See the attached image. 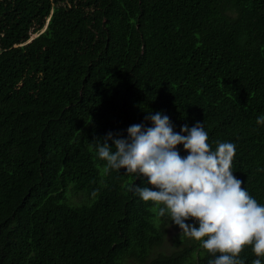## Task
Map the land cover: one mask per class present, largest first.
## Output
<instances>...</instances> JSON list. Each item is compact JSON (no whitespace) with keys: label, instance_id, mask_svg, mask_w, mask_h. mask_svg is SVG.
I'll use <instances>...</instances> for the list:
<instances>
[{"label":"trees","instance_id":"obj_1","mask_svg":"<svg viewBox=\"0 0 264 264\" xmlns=\"http://www.w3.org/2000/svg\"><path fill=\"white\" fill-rule=\"evenodd\" d=\"M149 110L234 141L264 204V0H0V264L214 258L182 231L162 252L171 217L132 188L147 181L96 154Z\"/></svg>","mask_w":264,"mask_h":264},{"label":"clouds","instance_id":"obj_2","mask_svg":"<svg viewBox=\"0 0 264 264\" xmlns=\"http://www.w3.org/2000/svg\"><path fill=\"white\" fill-rule=\"evenodd\" d=\"M145 120L150 123L130 124L126 134L109 131L93 140L105 168L147 181L133 184L134 193L212 253L208 264H246L240 255L246 246L255 254L251 264H264V204L234 174L236 143L217 141L213 148L204 121L177 131L163 111L149 110ZM256 122L264 125V114Z\"/></svg>","mask_w":264,"mask_h":264},{"label":"rangeland","instance_id":"obj_3","mask_svg":"<svg viewBox=\"0 0 264 264\" xmlns=\"http://www.w3.org/2000/svg\"><path fill=\"white\" fill-rule=\"evenodd\" d=\"M73 201H77V198L72 197ZM166 220H168V216L166 215ZM180 232L178 226L173 225L171 223V219H170V223L168 222V227H167V233L166 236L164 238V242L162 247L160 248V250L162 252H166L169 253L174 249V237ZM159 251V250H158Z\"/></svg>","mask_w":264,"mask_h":264}]
</instances>
